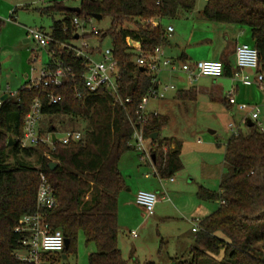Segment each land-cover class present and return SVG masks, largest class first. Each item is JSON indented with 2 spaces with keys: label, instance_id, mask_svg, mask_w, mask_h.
Listing matches in <instances>:
<instances>
[{
  "label": "trees",
  "instance_id": "1",
  "mask_svg": "<svg viewBox=\"0 0 264 264\" xmlns=\"http://www.w3.org/2000/svg\"><path fill=\"white\" fill-rule=\"evenodd\" d=\"M79 12L54 4L41 10L59 13L48 33L49 62L55 60L72 68V76L61 87L35 86L31 81L21 86L0 106V264H35L17 257L22 236L15 231L23 216L35 213L37 193L44 176L54 191L55 207L43 210L53 230L59 229L69 246L63 253L76 251L79 232L96 251L89 264H129L118 246V195L125 186L119 163L130 145L133 128L129 116L135 112L152 87L151 76L136 64L137 51L128 40L139 42L142 52L149 53L168 41L162 24L165 18L178 16L181 10L193 11L197 0H79ZM94 15L110 19L107 30L81 35L82 40L102 43L109 38L119 67V94L122 106L105 91L89 92L85 84L86 60L76 57L72 42L76 39L75 18L86 23ZM202 17L212 22L234 23L249 28L259 55V72L264 75V0H207ZM157 21L154 25L151 21ZM126 24L134 25L133 28ZM76 47V46H74ZM92 53L101 52L91 47ZM177 62H186L180 58ZM60 95L57 103H49V94ZM36 98H40L43 115H68L82 119L88 128L78 141L67 144L56 140L52 145L21 147L24 122ZM182 101L195 100L194 90L178 91ZM169 118L151 114L144 126L150 140L154 165L162 178H170L183 167L178 149H171V139L160 138ZM248 132L239 130L225 145V171L220 191L211 193L201 187L198 196L218 199L219 208L200 220L195 246L188 256L174 258V264H264V132L254 123ZM52 127L49 133L54 134ZM157 132L156 139L151 134ZM41 135H44L41 132ZM14 145L9 146L10 138ZM164 147L168 151L164 152ZM134 150V149H133ZM14 157L15 161L10 162ZM35 157L37 166L26 159ZM57 162L50 169L49 163ZM163 246L164 242H161ZM48 254L41 262L49 263ZM146 264H156L152 261Z\"/></svg>",
  "mask_w": 264,
  "mask_h": 264
},
{
  "label": "rangeland",
  "instance_id": "2",
  "mask_svg": "<svg viewBox=\"0 0 264 264\" xmlns=\"http://www.w3.org/2000/svg\"><path fill=\"white\" fill-rule=\"evenodd\" d=\"M79 3V0H0V96L4 91L16 92L25 82L37 78L42 66L48 62V55L43 48H37L33 41L25 42L28 39L29 29H41L48 34L51 32L53 21L62 18L59 13L44 14L41 10L54 4H62L70 8L79 7ZM206 3L207 0H197L196 8L193 11L181 10L174 18L163 19V26L171 25L175 30L169 40L172 46H175L174 38L177 36L186 38L190 28L195 23L197 25ZM109 27L110 19L108 18L99 22L91 19L84 24V33L107 30ZM126 27L133 28L134 25L126 24ZM246 29L249 31L248 39L242 41L241 44L246 43L252 46L251 32L249 28L246 27ZM86 41L90 47H100L102 51L111 47L109 38L102 43L94 39ZM72 44L81 47L82 40H74ZM91 49L87 50L91 53L93 51ZM202 50L204 51L203 48ZM165 51L168 55L169 49L166 48ZM36 56L42 62H34L33 59ZM96 58L99 59V55ZM176 75H180V73ZM173 84L177 86L176 83L173 82ZM163 101L151 99L148 107L154 108ZM249 105L256 107V105ZM196 107L197 110L193 114L190 112L187 117L181 113L183 110H178L177 115L174 116L176 121L173 124L165 125L160 134V138L177 139L183 148L179 156L182 158L184 168L174 174L173 177L176 180L174 183L169 182V178L160 180L158 176H155L152 165L141 162L136 150L126 151L120 159L123 168L122 175L124 174L125 180L131 181L135 185L137 182L135 178L140 177L148 179L150 182H157L161 192H164L162 186L169 190L165 203L168 204L170 216L174 218L158 220L146 215L145 209L140 205L130 206L126 203L123 204V201L120 200L119 245L123 256L130 264L136 262L144 264L147 261H154L156 264H170L167 254L173 257L177 254H187L186 256H188L189 249L193 246L192 236L194 234L191 229L194 227V220H189L186 216H189L200 202L207 204L210 213L215 212L221 204L218 199H203L198 196V193L201 187L211 193L220 191L221 175L225 171L224 144L228 137L234 133V130L240 128L243 133H246L248 127L245 121L242 122L243 118L241 117L222 116L215 109L222 105L212 102L209 97L200 99ZM259 109L258 122L264 124V110L261 107ZM247 118H251V114ZM229 124L234 125V130L230 129ZM52 127L56 128L54 134L60 141L68 132H84L88 128V123L68 115H42L39 122L40 131L47 135ZM210 130L216 131V133H211ZM131 159L138 162L135 170L137 173H134ZM14 161L15 158L11 157L10 162ZM26 161L33 162V165L37 166L35 157L26 159ZM154 191L156 189L150 192ZM157 207L158 205L155 206V211ZM143 224L145 226H142ZM130 231L136 234L131 235ZM162 241L164 244L161 247ZM91 247L95 248L94 244L87 243L84 233L80 231L76 251L70 252L68 259L64 258L63 252L47 253L50 255L49 263L77 264L76 255L78 254L81 264L82 262L88 264V251Z\"/></svg>",
  "mask_w": 264,
  "mask_h": 264
},
{
  "label": "built area",
  "instance_id": "3",
  "mask_svg": "<svg viewBox=\"0 0 264 264\" xmlns=\"http://www.w3.org/2000/svg\"><path fill=\"white\" fill-rule=\"evenodd\" d=\"M167 0H157V4H162ZM91 20V19H90ZM154 25H158V22L151 21ZM84 22L75 18L73 25L76 31V35H79V39L84 34ZM174 32L173 26L165 28V37H171ZM28 39L33 41L37 48L47 49L50 37L41 29L31 28L28 30ZM82 40V39H81ZM130 44V40H128ZM132 46V44H130ZM90 45L86 40H82L81 47H71L75 52V56L84 58L86 62V72L84 74L85 84L89 92L98 93L105 91L110 93L116 103L124 106L125 102H130L127 98L123 100L119 94V67L118 61L113 54V49L107 48L104 51L101 50L98 54L90 53ZM88 49V50H87ZM137 51L136 64L140 68H144L145 71L151 76L152 87L148 91L147 95L142 98L134 117L129 116L131 126L133 128V135L130 142L131 147L139 153V160L141 162H147L153 167V174L158 176L160 180L162 177L152 159V150L150 146V140L145 136L144 126L148 123L151 114L157 115L148 111V104L151 99H165L170 91L176 90V86L173 84L162 83L161 74L165 71H169L173 74L183 73L186 74L190 82L193 83L201 77H211L214 79L220 78L225 74V66L221 61L202 60L196 62H177L168 57L165 51V45L160 44L153 51L144 53L141 47L135 48ZM99 55V59L96 57ZM237 66L239 69H259V55L254 46L243 43L239 44L236 48ZM56 69H43L37 78H33L31 82L35 85H43L44 87H61L72 76V68L64 67L60 61H54ZM235 80L240 79V73L237 71L232 76ZM257 83L260 86H264V75L258 74ZM9 96H15L16 92L7 91ZM49 103H57L61 100L60 95L49 94ZM228 102L230 104H237L235 93L233 90L227 94ZM0 98V106L2 104ZM43 103L40 98H36L32 104V107L26 115L24 122V133L20 139L21 147L36 146L38 144L52 145L51 133L47 135H41L39 129V122L43 115L42 113ZM241 109H251V120L258 126L259 130L264 132V124L259 123V107H252L248 104H239ZM232 127V125H230ZM239 129L234 130V134H238ZM82 137V133L79 131L68 132L65 137L60 140L62 143L67 144L70 141H78ZM168 151L167 147H164V152ZM148 176V175H147ZM173 181V178H169ZM136 202L143 207L146 213L150 216L154 214L155 206L158 202V196L154 192L139 191L136 195ZM221 203H223L221 201ZM56 200L54 197V191L47 179L42 176V181L37 193V211L33 214L25 215L21 218L20 223L16 226L15 231L22 236V249L18 251L17 257L20 260L33 262L40 264L41 256L47 253L63 252L65 249V236L59 229L53 230L44 216L43 210L51 209L55 207ZM200 220H194L193 231H200ZM132 234H136L133 232Z\"/></svg>",
  "mask_w": 264,
  "mask_h": 264
},
{
  "label": "crops",
  "instance_id": "4",
  "mask_svg": "<svg viewBox=\"0 0 264 264\" xmlns=\"http://www.w3.org/2000/svg\"><path fill=\"white\" fill-rule=\"evenodd\" d=\"M199 19L200 21L197 22V25L195 23V25H193L190 28V31L186 38L179 37V36L174 38L175 46H172V44L169 41L170 37L168 38V41L164 43L165 49L166 48L169 49L168 57L172 58L175 61H177L180 58H185L186 62H196V61H202V60L203 61L204 60L221 61L223 62L225 66V74L222 77L217 78V79H214L211 77H201L197 81L191 83L186 74L180 73V75H176L169 71H165L161 74V82L165 84L166 83L173 84L174 82L177 84L176 86L177 89L174 91H170L167 94V97L165 99H161L164 101L160 102V104H158L157 106H154V108L150 109L148 107V111L152 113L155 112L159 115L168 117L169 123L173 124V122L176 121V117L174 118V116L177 115L178 110H183L181 113L183 114L184 117H187L188 114H190V112H192L193 114L197 110L196 106L200 102V99H206L207 97H209L212 102L222 105V107L215 108L216 110H218L220 114H222V116L229 115V116H232L233 118L238 116V117L243 118L242 122L245 121V124H248L247 120L249 118L247 117L250 116L251 109L250 111L247 112L249 108L241 109L239 107V104L256 105L258 107H261V109L264 110V86H260L257 83L258 74L260 73L259 70L258 69H239L237 66L236 48L239 44H241L242 41H245L246 39H248L249 31L246 29V27H243L241 25L234 24V23H222V22L208 21L204 19L201 15L199 16ZM164 28L166 27L164 26ZM25 42H29V39L28 41L26 39ZM132 46L134 48H138L140 47V43L133 42ZM202 48L204 49V51L202 50ZM43 50L47 53L48 62H49V58H50L49 50L48 48L43 49ZM33 61L36 63L42 62V60H39L38 56L34 57ZM47 63L44 66H42L41 70L46 68ZM237 71L240 73V79L235 80L232 76H233V73ZM0 89H1V85H0ZM184 90L185 91L194 90L197 93V98L195 100H188V101H182L178 99L177 92L184 91ZM231 90H233L235 93L237 104H230L228 102L227 94ZM6 93L7 91L2 92L0 98ZM190 103H192V105H189ZM230 125L232 124H229L228 126L230 127ZM230 129L234 130V125H232ZM239 130L241 129L239 128ZM210 132L216 133V131H211V130ZM233 134L234 133H232L228 137L227 141ZM163 138L172 139L171 149L179 148V152H180L179 155H181L183 148L181 147L180 142L177 139H174L171 137H163ZM227 141L224 144V149H225V145ZM199 143H200V140H199ZM180 159L182 160L181 157ZM131 162L134 168V173H137L135 170L137 168L136 166L138 162L135 159L134 160L131 159ZM123 165L125 164L123 163ZM119 168H120V172L123 173L122 172L123 168H122L121 163H119ZM182 168H184V164ZM171 178H173L174 180L171 181L169 179V182L174 183L176 181L175 178L173 176ZM124 181H125V186L118 195V204L120 203V200H121L123 201V204L126 203L130 206H136L137 204L136 195L139 191H142L144 189L152 191L153 189H156L154 193L158 195V202L156 204L158 205V207H157V210L154 211V214L151 217H155L158 220L174 219L173 217L170 216V211L167 207L168 204L165 203V201H167L166 196H168V191H169L168 189L165 188V186H162L164 192H161L159 188L160 186L155 181L150 182L148 181V179H142L140 177L135 178V181H137L135 185H133L131 181L125 180V178H124ZM145 214L148 215L147 213ZM210 214L211 213H210V210L207 204H205L204 202H200L195 206V208L192 210L190 215L189 216L187 215L186 217L189 220H192V219L202 220L204 217ZM118 225H119V207H118ZM142 226H145V224H143ZM191 231L194 234L192 236V243H193L192 247H194L195 246V235L198 232H194L193 228L191 229ZM132 233L133 232H131V235H134ZM119 234H120V229L118 233V246H119V249L121 250L120 245H119ZM94 246L95 248L91 247V249L88 251V258L91 253L96 251V245L94 244ZM192 247L189 249V251L192 249ZM121 253L123 255L122 250H121ZM186 255L187 254H182V255L177 254L176 256L173 257L167 254V257L169 258V262L171 264L174 258L184 257ZM76 256H77V264H81V262L79 261V255L77 254ZM68 257L69 256L64 255L65 259H68ZM147 262H145L144 264H146ZM82 264H85V262L84 263L82 262ZM133 264H141V263L136 262ZM164 264H168V263H164Z\"/></svg>",
  "mask_w": 264,
  "mask_h": 264
},
{
  "label": "water",
  "instance_id": "5",
  "mask_svg": "<svg viewBox=\"0 0 264 264\" xmlns=\"http://www.w3.org/2000/svg\"><path fill=\"white\" fill-rule=\"evenodd\" d=\"M71 10L74 11V12H79L80 7H71ZM93 19H95L96 21L99 22V21L102 20V16L101 15H94L93 16ZM76 39H79V35L78 34L76 35ZM27 41H28V39H27ZM130 44H133V41L132 40H130ZM140 69L142 71L145 70L144 68H140ZM8 97H9V95L6 93V94H4L1 97V99H2V101H5V100L8 99ZM247 123H248V126H253V124H254V122H252V120L250 118L247 120ZM157 136H158V133L157 132L151 134V138L152 139H156ZM52 140H53V142H56L57 139H56L55 134L52 135ZM13 145H14V139L11 137L10 138V141H9V146H13ZM152 159H153V161H155V154L152 155ZM57 165L58 164L55 161L49 163V167H50L51 170L55 169L57 167ZM68 246H69V239L68 238H65V248H67ZM65 258H66V256H65ZM40 264H50V263L42 262Z\"/></svg>",
  "mask_w": 264,
  "mask_h": 264
}]
</instances>
